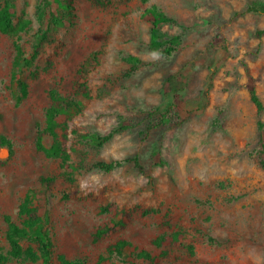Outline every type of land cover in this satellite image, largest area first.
Returning a JSON list of instances; mask_svg holds the SVG:
<instances>
[{
	"label": "rangeland",
	"instance_id": "obj_1",
	"mask_svg": "<svg viewBox=\"0 0 264 264\" xmlns=\"http://www.w3.org/2000/svg\"><path fill=\"white\" fill-rule=\"evenodd\" d=\"M14 3V29L0 31V248L4 216L19 222L31 193L54 264H150L135 257L144 249L166 251L159 264H264V167L247 89L252 76L264 106V0H57L55 23L44 0ZM152 4L171 18L170 55L150 44ZM44 33L19 100L15 43L30 54ZM63 109L67 167L50 153L62 128L44 133ZM120 219L124 229L95 238ZM175 232L176 245L152 244ZM119 239L124 256L107 257Z\"/></svg>",
	"mask_w": 264,
	"mask_h": 264
},
{
	"label": "trees",
	"instance_id": "obj_2",
	"mask_svg": "<svg viewBox=\"0 0 264 264\" xmlns=\"http://www.w3.org/2000/svg\"><path fill=\"white\" fill-rule=\"evenodd\" d=\"M49 7L51 16L55 15V7L57 0H44ZM147 1V0H145ZM72 6V0H67V7ZM14 15H15V3L14 0H0V31L4 33H10L14 29ZM144 18L151 24L150 28V44L152 48L159 49L163 53L170 55L175 50L176 37L170 34H166L162 31V27L165 23L170 22L171 18L164 12V10L158 5L152 4L145 8L143 12ZM54 23L56 22L55 17ZM52 22V23H53ZM47 39V34H43L39 42L35 45L33 51L27 54L22 46L15 43V57L13 62L12 76L16 80L18 99L22 100L28 94V85L22 78V72L24 68L30 66L40 53L42 44ZM247 89L250 95L251 102L255 105L257 110V151L256 155L259 163L264 167V121L262 120V113L264 106L260 96L258 95L255 79L250 76L248 78ZM177 100V96H175ZM67 105L79 108L78 103L72 101H66ZM64 111L57 110L50 114L49 125L45 129L44 133L55 134L53 131V124L59 125L62 130V139H57L52 147L50 153L60 158L64 167H67L68 153L66 150L67 142V126L68 116L70 114L66 109ZM113 133L103 137V140H107ZM6 143L4 138H0V144ZM124 160H113L110 162L99 161L96 165L106 171L115 169L123 164ZM107 208H103L106 211ZM18 216L20 221L17 222L11 215H5L4 220L7 224L6 239L8 243L7 250L0 248V264H54L53 261V243L44 229L43 218L39 211V207L34 204L31 193L27 194L21 201L18 207ZM126 216H128L126 214ZM127 222L125 219L114 221L111 225H107L104 228L99 229L95 238L99 239L107 234L116 233L126 227ZM181 237L179 232L166 233L159 235L152 240V244L157 247H169L176 245ZM128 241L125 239H119L116 242L107 246V257H119L122 258L125 254L128 246ZM167 255L166 251L158 255L151 254L148 250H141L135 254L136 258L147 260L150 264H159L161 259ZM103 259L104 257H100ZM62 264H81L79 261H71L65 257H61Z\"/></svg>",
	"mask_w": 264,
	"mask_h": 264
}]
</instances>
